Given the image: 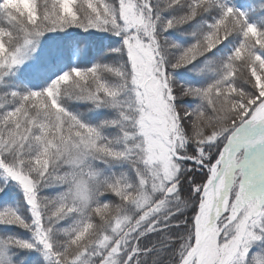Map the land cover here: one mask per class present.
Masks as SVG:
<instances>
[{
	"label": "snow or ice",
	"instance_id": "1",
	"mask_svg": "<svg viewBox=\"0 0 264 264\" xmlns=\"http://www.w3.org/2000/svg\"><path fill=\"white\" fill-rule=\"evenodd\" d=\"M0 203V264H264V0H0Z\"/></svg>",
	"mask_w": 264,
	"mask_h": 264
},
{
	"label": "trees",
	"instance_id": "2",
	"mask_svg": "<svg viewBox=\"0 0 264 264\" xmlns=\"http://www.w3.org/2000/svg\"><path fill=\"white\" fill-rule=\"evenodd\" d=\"M89 39H92V38H89ZM0 206H2V203H0Z\"/></svg>",
	"mask_w": 264,
	"mask_h": 264
}]
</instances>
